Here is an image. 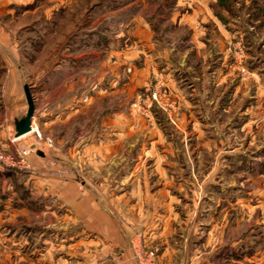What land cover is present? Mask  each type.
Returning <instances> with one entry per match:
<instances>
[{"label": "rangeland", "instance_id": "1", "mask_svg": "<svg viewBox=\"0 0 264 264\" xmlns=\"http://www.w3.org/2000/svg\"><path fill=\"white\" fill-rule=\"evenodd\" d=\"M207 2L0 0V151L18 160L21 146L38 145L22 165L0 163V264H140V250L164 264L169 243L179 257L170 263L264 264V0H209L221 30ZM208 78L216 87L205 88ZM22 82L34 89L41 137L7 142L2 106L19 102ZM98 108L108 124L126 116L152 128L140 130L135 164L83 154ZM134 165L141 186L170 189L169 225L183 227L150 244L137 225L122 246L89 229L76 235L84 223L69 189L121 219L114 188Z\"/></svg>", "mask_w": 264, "mask_h": 264}, {"label": "crops", "instance_id": "2", "mask_svg": "<svg viewBox=\"0 0 264 264\" xmlns=\"http://www.w3.org/2000/svg\"><path fill=\"white\" fill-rule=\"evenodd\" d=\"M208 2L206 3V7L208 8L206 9L207 16H205L206 18H208L211 15L213 17L214 22L216 23V19L214 17L215 14H213ZM216 26L219 30H221V26L219 23H216ZM217 84V81L214 82L212 79L211 82V78H208V82L206 83L205 88H211L214 86L216 87ZM205 92L206 94L208 93L209 98H211L210 95L212 94V92L207 89L205 90ZM196 98L197 96L191 101V110L199 113L203 110V108L201 102L199 101L200 96L197 99ZM21 99V95L16 96V100H19L20 103L16 101L13 106L11 102L7 101L6 97L3 102L2 107L4 108V116L1 118V124L4 128L2 129L1 133L3 137L8 140L7 142H9L12 137V120L24 108ZM188 111H190V109H188ZM91 114L95 115L94 122H90L91 128H93L94 131L88 132L87 130H83L85 136H83V138H81V141L78 143V145L81 146V149L84 152L83 154L86 156L88 155L93 159L107 158L109 162H112L113 160L115 164H117V162L119 164L121 162H134L135 164V162L140 159L139 155L141 153L140 151L138 156L136 157V141L137 138H141L140 130L142 129V131H144L147 135V133H151L152 128H136L134 120L126 116L124 117L125 126L121 124V122H119L120 119L116 118L110 119L111 124H108V119L103 116V109L101 108H98V110H95V112ZM117 115L120 116L123 114L120 113ZM195 122L196 121L192 122V124L194 125ZM105 125L111 128V130H119L120 128L121 130L125 129L123 131L125 132V136H120L122 135V133H119L118 131L114 133L112 131V134L110 136H107L104 133ZM159 131L161 132V138H163L165 136V133H163L164 131L161 129ZM209 134L212 135V133ZM27 135H29V133ZM27 135L23 137H26ZM23 137H21V139H23ZM141 140L142 138L140 139V141ZM145 144L146 142H144V147ZM71 148V146H69L67 150L63 148V155L68 156L69 153H71ZM57 151L59 152L60 150ZM231 151L232 150L230 149V153ZM31 159L36 162L39 158L32 155ZM136 168L137 166L134 165L133 169L130 168L129 170H127L126 174H121L118 177L117 181L119 182V185L117 184V186H115L114 188V201L118 202V204L116 205V209L118 210L121 219H118L116 216L111 215L108 210H106L107 208H105L106 206L104 202H102L103 204L90 203L89 201H91V199H89L88 197L87 190H84L85 192H82L81 188H78V190L77 188H73L74 186L69 189V193L67 194L65 200L66 202L71 204V206H73L70 207L71 209L73 208L77 210V216H79V219L82 220L84 223V226H82L81 229L75 231L76 235H82L86 230L89 229L95 231L97 234L100 235L101 238L99 241H101V243H108L109 245L113 246H122L126 244L127 241H129L130 234L132 231L130 230L131 226L137 225L142 229L144 242L146 244H150L154 239H157L158 236L162 235L163 237H167V235L175 233L174 231H171L173 227L175 228V226H182L179 221L173 222V224L169 225V222H172V214L170 213V208L172 207L171 202L176 201L175 198L170 197L172 195L170 189L163 186L150 187L147 185L148 182L145 180L144 185L141 186V182L139 183L140 180H138V178L141 175H143L144 178V174H136ZM158 175V183H160L161 180H163L165 174ZM113 178V176L105 177V181H103V183L108 186L109 182L107 181V179ZM174 204L176 205V203ZM154 208L157 210L152 212ZM71 209H69L70 212ZM183 222L185 223V226H190V228H193L196 225L199 226V223L197 224V222L194 220L185 219L182 221V223ZM180 233L181 231L179 230L176 232V235H181ZM179 240L181 241V239ZM90 241L95 240L91 239ZM179 250L180 249L177 248V251ZM174 251L175 249L171 247L170 243L163 247L160 256L164 264H176L173 262L170 263L169 261V259L176 258V256L177 258H179ZM126 252V257H131V250L128 249ZM195 263L209 264L201 262L199 260Z\"/></svg>", "mask_w": 264, "mask_h": 264}, {"label": "water", "instance_id": "3", "mask_svg": "<svg viewBox=\"0 0 264 264\" xmlns=\"http://www.w3.org/2000/svg\"><path fill=\"white\" fill-rule=\"evenodd\" d=\"M20 95L22 96L21 101L23 102L24 108L12 120V138L14 139L21 138L32 131L33 118L36 114L33 87L27 82H22ZM11 104L13 106L15 103L11 101Z\"/></svg>", "mask_w": 264, "mask_h": 264}, {"label": "built area", "instance_id": "4", "mask_svg": "<svg viewBox=\"0 0 264 264\" xmlns=\"http://www.w3.org/2000/svg\"><path fill=\"white\" fill-rule=\"evenodd\" d=\"M35 133L36 136L41 137V134L37 131L35 128V125L33 124L32 131L29 134ZM21 138H12L13 142L19 141ZM49 143H51L50 140H48ZM38 149V145L36 143H33L31 145H23L19 148L18 152L21 159H15L13 156L8 155L6 152L0 151V163L6 164V165H22L24 164L26 157L34 150ZM26 163V162H25ZM136 257L138 260H140V264H159V262L156 260V255L154 251L149 252H143L142 250L136 252Z\"/></svg>", "mask_w": 264, "mask_h": 264}, {"label": "bare ground", "instance_id": "5", "mask_svg": "<svg viewBox=\"0 0 264 264\" xmlns=\"http://www.w3.org/2000/svg\"><path fill=\"white\" fill-rule=\"evenodd\" d=\"M36 127V126H35Z\"/></svg>", "mask_w": 264, "mask_h": 264}]
</instances>
